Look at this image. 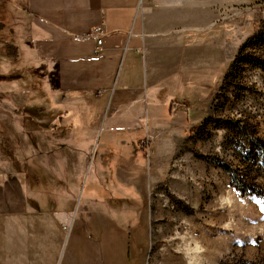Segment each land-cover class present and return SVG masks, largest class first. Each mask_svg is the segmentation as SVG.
Wrapping results in <instances>:
<instances>
[{"label": "crops", "instance_id": "1", "mask_svg": "<svg viewBox=\"0 0 264 264\" xmlns=\"http://www.w3.org/2000/svg\"><path fill=\"white\" fill-rule=\"evenodd\" d=\"M202 3L6 0L14 35L0 36V264H208L193 231L176 240L178 249L173 230L158 228L161 214L141 212L131 195L134 186L138 195L152 188L134 179L143 152L132 129L149 126L151 107L197 97L186 74L163 65L173 52L161 47L181 44L188 57L191 26L170 25ZM96 28L102 35L90 36ZM113 129L119 151L102 139ZM100 146L114 153L110 174L128 188L121 200L135 198L116 214L121 224L106 203ZM85 177L79 215L75 182Z\"/></svg>", "mask_w": 264, "mask_h": 264}, {"label": "rangeland", "instance_id": "2", "mask_svg": "<svg viewBox=\"0 0 264 264\" xmlns=\"http://www.w3.org/2000/svg\"><path fill=\"white\" fill-rule=\"evenodd\" d=\"M6 5L0 0V36L10 40L14 30ZM181 24L191 26L185 36L192 37V48L182 58L183 45L163 43L168 57L173 52L163 65L186 74L198 88L197 97L151 107L146 112L149 126L132 129L135 149L143 152L134 179L152 186L145 195L141 191L142 198L134 186L136 201L121 200L128 188L121 190L111 176L116 160L107 146L122 148L115 144L116 129L104 131L102 139L110 144L99 147L98 160L109 189L106 203L111 215L134 201L146 215L161 214L158 228L165 235L173 230L175 241L193 231L208 264H264V0H203L192 5L189 17L170 26ZM162 119L164 124L153 129ZM164 160L166 166L159 170ZM224 166L241 172L250 184L245 193L233 185ZM86 177L75 182L79 215L88 198ZM130 216L129 224L136 218ZM116 218L120 224L124 220L121 214Z\"/></svg>", "mask_w": 264, "mask_h": 264}, {"label": "trees", "instance_id": "3", "mask_svg": "<svg viewBox=\"0 0 264 264\" xmlns=\"http://www.w3.org/2000/svg\"><path fill=\"white\" fill-rule=\"evenodd\" d=\"M14 17H12L10 14H9V20H10V23L13 25V19ZM7 19V20H8ZM3 24H5L6 25V21L3 23ZM8 24V23H7ZM2 30H4V29H2ZM2 30H0V31H2ZM6 34V33H5ZM4 34V35H5ZM249 42H250V40H249ZM249 42L247 43V44H249ZM262 65V64H261ZM172 109V108H171ZM260 146L261 147H263L264 148V143H262V144H260ZM224 168L225 169H227L228 171H231V173H232V177H233V185L238 189V190H240L241 192H243V193H245L247 190H248V188H249V185L250 184H248L246 181H245V179H243L242 177H241V172L238 170V171H236V170H233V169H231L230 167H228V166H224ZM257 192V191H256Z\"/></svg>", "mask_w": 264, "mask_h": 264}, {"label": "built area", "instance_id": "4", "mask_svg": "<svg viewBox=\"0 0 264 264\" xmlns=\"http://www.w3.org/2000/svg\"><path fill=\"white\" fill-rule=\"evenodd\" d=\"M102 33H103V32H102V29H101V28H96V29H94V30L91 31L90 36L93 35V34H98V35L101 36ZM102 41H103V40H102V38L100 37V38L98 39V41H97L98 45H101V44H102Z\"/></svg>", "mask_w": 264, "mask_h": 264}]
</instances>
